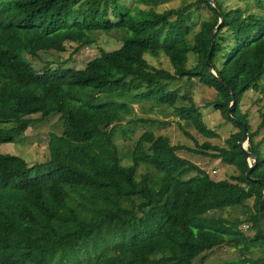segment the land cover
Masks as SVG:
<instances>
[{
  "label": "trees",
  "instance_id": "1",
  "mask_svg": "<svg viewBox=\"0 0 264 264\" xmlns=\"http://www.w3.org/2000/svg\"><path fill=\"white\" fill-rule=\"evenodd\" d=\"M161 1L141 0L151 10L138 15L124 0H0V148L25 135L36 116L63 123L62 134L49 137L45 165L0 151V264H206L219 248L239 255L225 264H264V185L248 180L244 127L228 117L234 96L232 116L247 126L257 157L252 180L264 181V137L257 140L264 115L251 133L242 110L247 95L264 100V0H216L220 12L208 0L159 12ZM220 13L211 63L223 84L207 66ZM114 32L123 47L100 49L84 69L38 72L27 61L65 53L69 44L79 53L97 33ZM147 54L166 56L173 72ZM193 81L217 93L215 111L237 131L223 146L194 149L147 132L125 166L116 126L137 104L170 108L201 136L220 137L192 97L171 89ZM181 151L220 160L237 175L219 182ZM142 165L154 174L139 180ZM238 210L244 218L230 215Z\"/></svg>",
  "mask_w": 264,
  "mask_h": 264
},
{
  "label": "rangeland",
  "instance_id": "2",
  "mask_svg": "<svg viewBox=\"0 0 264 264\" xmlns=\"http://www.w3.org/2000/svg\"><path fill=\"white\" fill-rule=\"evenodd\" d=\"M124 1L130 7H136L135 13L137 12L136 14L138 15L140 9L151 10V5H146L141 0ZM196 1L198 0H162L157 6V11L163 12L169 9H179L186 4ZM196 21L200 22V19L197 18ZM95 36L97 38L96 44L83 49L79 53H74L75 45L69 44L68 51L65 53H58L56 51L40 52L38 58H34L33 60L27 55V61L31 62L33 68L38 72L42 71L44 67L54 70L60 68L84 69L90 60L100 55V49L114 51L121 49L124 45L120 39L122 36L121 32H114L109 36L97 33ZM146 58L154 67L173 72L171 63L163 54L159 57L147 54ZM171 89H180L183 95L192 97L195 105L202 113L206 125L216 130L220 137L218 139H209L201 136L194 127L180 122L170 108L157 104L154 105L153 103L137 104L134 106L135 115L116 126L114 142L121 151L125 166L130 167L134 164L135 147L140 138L147 132H153L157 137H167L173 145L187 146L194 149L199 148L205 142L223 146L225 140L234 131H237L232 124L227 123L223 119L222 114L215 111V107H213V103L217 100V93L215 91L199 85L197 81L174 83L171 85ZM259 98L257 94L247 95L242 107L243 113H248L249 115V121L252 126L251 133L257 130L258 126L262 123L261 116L264 115V100L262 105L256 104ZM33 119L37 122L25 135L17 138L14 143L3 144L0 151L2 154L14 155L25 159L29 166H42L50 160L49 137L53 134L61 135L63 123L57 115L51 116L44 121L41 120L40 116H36ZM12 127L13 125L9 124L4 125L2 128L9 130ZM263 137L264 130L257 137V140H261ZM179 154L183 158L199 165L219 182L230 181L233 176L237 175L234 167L223 166L220 160L210 159L186 151H181ZM36 172H38V169L33 170L32 175H36ZM138 172L139 180H142L143 176L154 174L152 168L145 165H142ZM230 215L244 218L240 210L231 212ZM242 229L244 231L248 230L247 224ZM238 257L239 255L235 250L219 248L212 254L206 264H225L227 261H232ZM196 264H199V262L197 261Z\"/></svg>",
  "mask_w": 264,
  "mask_h": 264
},
{
  "label": "water",
  "instance_id": "3",
  "mask_svg": "<svg viewBox=\"0 0 264 264\" xmlns=\"http://www.w3.org/2000/svg\"><path fill=\"white\" fill-rule=\"evenodd\" d=\"M208 2H209V4L211 6L215 7L216 9H218V4H217L216 0H208ZM218 11L220 12L219 9H218ZM223 22H224V18L222 16V14L220 13V24L216 28V30L212 32V46H211V50H210V53H209L208 59H207V66H208L209 72H211L213 75H215L221 84H223L222 80L219 79L218 74L216 73L215 69H213V65L211 63V55H212L213 49H215V46H216L217 33L220 31L221 25L223 24ZM230 92L233 95V92L231 90H230ZM234 104H235V98L233 96V103H232V105H231V107H230V109L228 111V117L233 122H235L237 124H241L244 127V135H243V138H242L241 142L239 143V145L242 148V150L245 152L246 157L250 160L249 162L251 163L252 160L254 162H256L257 161V157L253 153L248 151L250 136H249V131H248L247 126L245 124H243L241 121L233 118V116H232V109H233ZM250 167L251 168H250V170H249V172L247 174L248 180L253 181L255 183H259V184L264 185V181L252 180L253 165H251ZM260 219H261V225H262V228H263V231H264V197H263V199H262V201L260 203Z\"/></svg>",
  "mask_w": 264,
  "mask_h": 264
},
{
  "label": "built area",
  "instance_id": "4",
  "mask_svg": "<svg viewBox=\"0 0 264 264\" xmlns=\"http://www.w3.org/2000/svg\"><path fill=\"white\" fill-rule=\"evenodd\" d=\"M250 165H252V162L250 163Z\"/></svg>",
  "mask_w": 264,
  "mask_h": 264
}]
</instances>
